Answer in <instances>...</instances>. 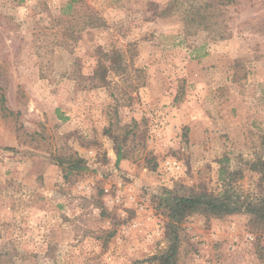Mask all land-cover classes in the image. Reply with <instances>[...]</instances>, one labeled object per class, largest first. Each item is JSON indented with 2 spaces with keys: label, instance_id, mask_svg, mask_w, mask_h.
<instances>
[{
  "label": "rangeland",
  "instance_id": "374dc122",
  "mask_svg": "<svg viewBox=\"0 0 264 264\" xmlns=\"http://www.w3.org/2000/svg\"><path fill=\"white\" fill-rule=\"evenodd\" d=\"M169 2L0 0V264H166L162 199L227 190L169 264H264V0L190 34Z\"/></svg>",
  "mask_w": 264,
  "mask_h": 264
},
{
  "label": "trees",
  "instance_id": "16d2710c",
  "mask_svg": "<svg viewBox=\"0 0 264 264\" xmlns=\"http://www.w3.org/2000/svg\"><path fill=\"white\" fill-rule=\"evenodd\" d=\"M231 1L232 0H170L167 5L160 9L159 15L169 16L176 12L182 13L183 21L185 22V32L190 34L192 33V29L197 30L200 27L210 29L211 25L218 23L217 19H219L220 5L228 4ZM181 7H183V10ZM216 35L219 37L225 36L221 31H217ZM122 59V54L117 50H113L112 53L104 52L101 58H99L98 66L94 70L91 78L93 80H96V78L98 79L97 85L106 84L107 73L109 71L106 60H109L112 66L115 67L114 69L118 71L119 69L124 70ZM3 100L4 97L1 99V110L8 111L9 109L4 105ZM121 157V153L118 152L117 161H119ZM255 165L256 166H253L254 168H259L261 170L262 185L264 184V160L259 159ZM227 192L228 190L217 196L208 192H194L190 195H179L175 192H170L168 196L162 199V203H164L171 220V229L169 233L171 247L164 254V263L169 264L174 253H177V246L179 243L177 223L181 222L192 210L201 209L207 213L220 216L237 211L238 206H236V202H233L231 195H227ZM251 212L257 215L261 220H264V205L253 207Z\"/></svg>",
  "mask_w": 264,
  "mask_h": 264
},
{
  "label": "built area",
  "instance_id": "2783aa9c",
  "mask_svg": "<svg viewBox=\"0 0 264 264\" xmlns=\"http://www.w3.org/2000/svg\"><path fill=\"white\" fill-rule=\"evenodd\" d=\"M175 164H176V163H175ZM249 238H250V239H252L253 237H252V236H250Z\"/></svg>",
  "mask_w": 264,
  "mask_h": 264
}]
</instances>
